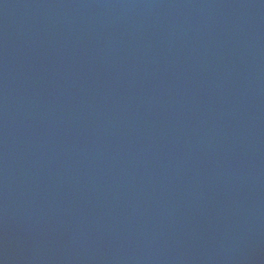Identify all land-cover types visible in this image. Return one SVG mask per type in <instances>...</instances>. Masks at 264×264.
Segmentation results:
<instances>
[{
  "label": "water",
  "instance_id": "95a60500",
  "mask_svg": "<svg viewBox=\"0 0 264 264\" xmlns=\"http://www.w3.org/2000/svg\"><path fill=\"white\" fill-rule=\"evenodd\" d=\"M0 264H264V0H0Z\"/></svg>",
  "mask_w": 264,
  "mask_h": 264
}]
</instances>
